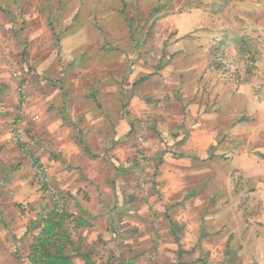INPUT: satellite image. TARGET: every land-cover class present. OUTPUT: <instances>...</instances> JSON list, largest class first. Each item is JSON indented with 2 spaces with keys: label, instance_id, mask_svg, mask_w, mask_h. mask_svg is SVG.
I'll list each match as a JSON object with an SVG mask.
<instances>
[{
  "label": "rangeland",
  "instance_id": "rangeland-1",
  "mask_svg": "<svg viewBox=\"0 0 264 264\" xmlns=\"http://www.w3.org/2000/svg\"><path fill=\"white\" fill-rule=\"evenodd\" d=\"M108 105L129 133L152 131L164 146L152 154L135 141L91 148L85 127ZM201 105L212 124L237 129V149L223 134L206 156L184 152ZM170 115L184 121L165 140ZM71 139L92 170H104L95 162L105 157L119 183L134 173L142 191L216 189L246 223L264 220V0H0V238H26L38 219L30 213L56 203L32 163L79 169L80 161L64 164L63 153L77 155ZM50 182L63 209L65 192ZM119 183L122 204L140 199ZM202 193L197 203L207 199Z\"/></svg>",
  "mask_w": 264,
  "mask_h": 264
},
{
  "label": "crops",
  "instance_id": "crops-1",
  "mask_svg": "<svg viewBox=\"0 0 264 264\" xmlns=\"http://www.w3.org/2000/svg\"><path fill=\"white\" fill-rule=\"evenodd\" d=\"M129 48L130 45H126L119 51H128ZM182 49V46L177 47V50ZM98 52L101 54L104 50ZM199 77L196 84H199ZM116 89L115 84L109 86L110 99L116 98ZM195 95L198 101L200 92ZM170 116L174 124L172 129L164 132L165 140L184 121L183 116ZM194 116L198 117L197 123L193 125L194 117L191 121L193 126L189 124L184 152L195 157L206 156L217 145L218 135L222 137L223 134H230L234 148L240 146L232 135L237 129L229 130L227 124H212L211 119H205L211 115L204 112L203 106L196 108ZM94 118V123L85 127V140L91 148L105 149L113 141L116 142L115 148H119L122 143L131 146L135 141L143 145L147 154H152L161 148L160 145L164 146L152 131L139 128L137 133H129L125 118L109 105ZM222 143L215 153L222 154ZM68 146L76 149L77 155L73 157L63 153L64 164L80 161L79 169L69 170V167L56 165L47 169L49 177H53L55 184L65 192L66 204L61 210L69 217L62 229L68 234L69 243L64 251L70 255L73 264H85L88 260L93 264H264V220L258 219V224L253 225L246 223L240 215L241 210L228 204L226 199L218 198L222 191L218 193L212 188L169 189L164 186L158 189L159 193L142 191L138 186H142L144 181L137 182L134 173L126 174L119 183L116 173L108 172L110 168L105 157L95 162L96 165H104L105 169L94 171L91 169L92 161L80 151L73 139ZM135 161L139 164L140 159ZM119 162L126 167L132 164V159L120 158ZM141 164H144L142 159ZM165 174L163 170L159 172V181ZM179 174L176 171L168 173L174 183ZM123 181L130 183L126 188L127 195L133 193L140 199L125 204L119 201L117 186L118 183L119 186L124 184ZM201 193L207 199L197 203L193 197ZM38 206L30 213L38 219H35L34 230H30L26 238L21 239L24 231L0 238V264H30L29 245L42 227L39 217L53 207Z\"/></svg>",
  "mask_w": 264,
  "mask_h": 264
},
{
  "label": "trees",
  "instance_id": "trees-1",
  "mask_svg": "<svg viewBox=\"0 0 264 264\" xmlns=\"http://www.w3.org/2000/svg\"><path fill=\"white\" fill-rule=\"evenodd\" d=\"M68 217L66 212L55 211L53 207L48 209L44 216L39 217L42 227L29 245L30 264H73L70 255L64 251L69 238L62 226ZM80 224L82 223H78ZM85 264L93 262L88 260Z\"/></svg>",
  "mask_w": 264,
  "mask_h": 264
},
{
  "label": "built area",
  "instance_id": "built-area-1",
  "mask_svg": "<svg viewBox=\"0 0 264 264\" xmlns=\"http://www.w3.org/2000/svg\"><path fill=\"white\" fill-rule=\"evenodd\" d=\"M139 140H141V138H139ZM32 165L34 167L36 179L39 182L42 190L45 194L51 196L56 202L53 205L55 211H60L61 207L59 201L62 195L61 193H59L60 191L57 190L56 187L50 182L48 169L42 163H39L37 161H33Z\"/></svg>",
  "mask_w": 264,
  "mask_h": 264
}]
</instances>
